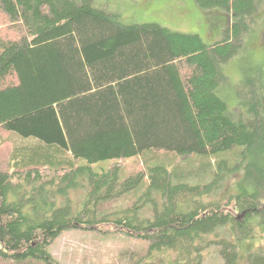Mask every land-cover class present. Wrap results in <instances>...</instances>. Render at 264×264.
Listing matches in <instances>:
<instances>
[{
  "label": "trees",
  "instance_id": "1",
  "mask_svg": "<svg viewBox=\"0 0 264 264\" xmlns=\"http://www.w3.org/2000/svg\"><path fill=\"white\" fill-rule=\"evenodd\" d=\"M194 1L231 16L213 43L157 23L125 24L98 0H0L18 33L0 36L9 147L0 264H59L50 247L72 230L141 241L148 264H202L212 246L223 264H238L239 244L257 239L264 67L243 70L233 107L218 87L221 65L244 53V37L262 24L264 0ZM131 158L145 173L115 165ZM245 264H264V249L249 251Z\"/></svg>",
  "mask_w": 264,
  "mask_h": 264
},
{
  "label": "rangeland",
  "instance_id": "2",
  "mask_svg": "<svg viewBox=\"0 0 264 264\" xmlns=\"http://www.w3.org/2000/svg\"><path fill=\"white\" fill-rule=\"evenodd\" d=\"M97 1V0H95ZM101 6L118 13L121 22L157 23L180 33L198 34L203 42L209 44L222 36L230 24L231 16L220 10H200L194 0H98ZM258 17L262 24L244 37V53L229 58L219 68L222 74L218 87L229 107H233L238 98V81L243 70L254 64L264 67V3L260 6ZM0 36L16 38L6 18L0 13ZM6 133L0 130V168L4 167L9 147L4 143ZM113 162L99 165L103 168L112 166ZM123 168L127 175L145 173L139 158L119 160L115 164ZM98 166V165H97ZM230 181L227 187L230 185ZM82 192L70 194L73 205H77ZM264 207V200H261ZM255 241L239 244L238 264H245L249 251L264 249V229L257 231ZM50 253L59 264H148L146 245L137 240L123 236L121 233L100 235L92 232L72 230L65 232L50 247ZM155 261V260H154ZM202 264H223L215 246L207 248Z\"/></svg>",
  "mask_w": 264,
  "mask_h": 264
}]
</instances>
